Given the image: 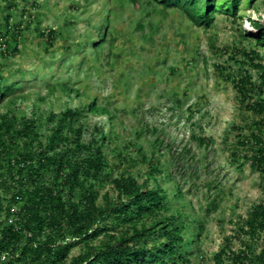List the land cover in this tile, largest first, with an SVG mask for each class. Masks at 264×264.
Returning a JSON list of instances; mask_svg holds the SVG:
<instances>
[{
	"label": "rangeland",
	"instance_id": "1",
	"mask_svg": "<svg viewBox=\"0 0 264 264\" xmlns=\"http://www.w3.org/2000/svg\"><path fill=\"white\" fill-rule=\"evenodd\" d=\"M17 1L19 7L9 13L13 24H21L19 51L0 53V86L17 82L26 98L13 105L0 102V114L9 107L18 117L35 113L41 119L95 99L113 118L98 114L80 122L88 139L95 127L110 136L105 153L115 164L114 179L124 168L117 162L118 151L135 160L139 146L148 149L160 138L164 162L167 154L180 155L172 171L182 195L165 178L160 182L169 189L170 213L182 211L188 220L187 236L194 240L191 264H215L214 255L229 237L232 250L239 249V240L254 245L256 254L264 248V237L253 244L235 232V224L264 201V183L251 168V152L237 145L250 135L256 119L213 68L217 64L225 67L224 75L236 73L239 67L228 59L237 49L259 50L264 65V52L249 37L258 33L251 21L264 26V0H241L234 17L217 14L208 29L156 0ZM3 3L0 26L7 14ZM23 9L28 21L21 20ZM50 30L54 36L47 42L39 32ZM64 83L72 92L47 89ZM128 169L139 183L144 180L142 165L133 162ZM104 193L116 197L109 184L100 196ZM79 252L72 250L70 257Z\"/></svg>",
	"mask_w": 264,
	"mask_h": 264
},
{
	"label": "trees",
	"instance_id": "2",
	"mask_svg": "<svg viewBox=\"0 0 264 264\" xmlns=\"http://www.w3.org/2000/svg\"><path fill=\"white\" fill-rule=\"evenodd\" d=\"M3 1L7 14L2 15L0 42L6 49L0 53L16 55L21 24H13L9 12L19 7L18 1ZM156 1L164 8L180 10L195 26L208 29L217 14L234 17L241 0ZM33 7L36 9L34 3ZM20 14L22 21L29 20L28 10ZM251 24L258 33L249 37L264 52V26L257 21ZM39 35L50 42L54 32ZM231 52L228 60L239 67L236 73L224 75L225 67L217 64L213 68L217 76L232 84L243 109L256 119L250 135L240 137L237 145L251 152V168L264 183V65L259 50ZM18 86L14 81L0 86V102L6 99L13 105L26 98L19 94ZM57 87L72 92L65 83L47 89ZM6 108L0 114V264H191L189 247L194 240L187 236L188 220L182 211L170 213L169 189L160 182L165 178L174 184L177 195H182L172 171L179 166L180 155L169 158L167 154L164 162L160 138L148 149L139 146L135 160L128 161L126 153L118 151L117 162L124 168L114 179L115 164L105 153L110 136L95 127L96 134L88 139L80 122L98 114L113 118L95 99L82 108L50 112L41 119L35 113L30 118L18 117ZM133 162L144 169L141 183L129 173ZM106 184L112 186L115 198L107 193L100 196ZM235 229L238 239L244 235L253 244L263 240L264 201L254 205ZM232 241L225 238L213 257L215 264H264V248L256 254L254 245L243 246L239 240V249L232 250ZM76 248L80 252L70 257Z\"/></svg>",
	"mask_w": 264,
	"mask_h": 264
},
{
	"label": "built area",
	"instance_id": "3",
	"mask_svg": "<svg viewBox=\"0 0 264 264\" xmlns=\"http://www.w3.org/2000/svg\"><path fill=\"white\" fill-rule=\"evenodd\" d=\"M5 50V46L1 44L0 42V51H4Z\"/></svg>",
	"mask_w": 264,
	"mask_h": 264
},
{
	"label": "clouds",
	"instance_id": "4",
	"mask_svg": "<svg viewBox=\"0 0 264 264\" xmlns=\"http://www.w3.org/2000/svg\"><path fill=\"white\" fill-rule=\"evenodd\" d=\"M6 49V48H5Z\"/></svg>",
	"mask_w": 264,
	"mask_h": 264
}]
</instances>
